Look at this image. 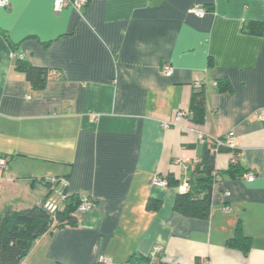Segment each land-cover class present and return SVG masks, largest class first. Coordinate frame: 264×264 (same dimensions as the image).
<instances>
[{
    "label": "crops",
    "instance_id": "0c3cea01",
    "mask_svg": "<svg viewBox=\"0 0 264 264\" xmlns=\"http://www.w3.org/2000/svg\"><path fill=\"white\" fill-rule=\"evenodd\" d=\"M196 5L204 16L190 11ZM248 21L264 22V0L0 6V214L41 204L43 178L67 177L69 194L95 202L75 212V225L38 237L22 264H130L157 244L166 264H264V30H244ZM18 54L46 70L43 88L17 68ZM196 90L202 123L190 110ZM180 109L189 112L181 126L162 125ZM231 130L237 154L216 155L210 216L184 215L175 198L202 155L198 133ZM233 157L241 176L226 172ZM156 174L180 184L154 185ZM239 224L251 237L247 255L228 245Z\"/></svg>",
    "mask_w": 264,
    "mask_h": 264
},
{
    "label": "trees",
    "instance_id": "16d2710c",
    "mask_svg": "<svg viewBox=\"0 0 264 264\" xmlns=\"http://www.w3.org/2000/svg\"><path fill=\"white\" fill-rule=\"evenodd\" d=\"M244 30L262 32L264 22L248 21L243 26ZM17 59V68L25 71L27 78L34 87L40 89L45 86L46 70L44 68L28 65ZM222 86L221 89H224ZM190 110L192 119L196 122H204L206 112V100L203 90H196L192 93ZM203 152L195 163L189 175V189L176 195L174 208L184 215L207 218L210 216L212 205V190L216 182V153L206 144H203ZM231 148L221 147L220 151H231ZM237 154V150H234ZM243 168L238 161L231 162L226 172L233 176L243 175ZM167 185H179L180 180L172 174L163 176ZM48 187V194L41 204H35L22 209H9L0 214V264H22V260L31 251L36 239L46 231L55 228H63L66 225H75L78 219L75 212L80 204V197L69 194L68 186L63 189L67 196L62 206L51 213L44 207V202L53 193L55 186L47 179H41ZM161 202L150 200L148 208H158ZM228 245L240 249L245 255L251 247V237L242 233L239 224L234 237L228 240ZM149 256L133 255L129 258L130 264H151ZM63 264V263H57ZM101 264V263H96ZM103 264V263H102ZM153 264H166L163 259H157Z\"/></svg>",
    "mask_w": 264,
    "mask_h": 264
},
{
    "label": "built area",
    "instance_id": "2783aa9c",
    "mask_svg": "<svg viewBox=\"0 0 264 264\" xmlns=\"http://www.w3.org/2000/svg\"><path fill=\"white\" fill-rule=\"evenodd\" d=\"M88 0H55V8L57 10H60L66 6L73 5L76 8H78L81 12L83 11L84 7L87 5ZM9 4V0H0V6H7ZM190 11L198 16H204L206 13V8L201 5L192 6ZM18 57L20 59H24V56L22 54H18ZM164 71L166 74L170 75L173 73V67L170 64L164 65ZM189 112L183 109L178 110L175 113V116L172 120H163L162 125L165 127H169L171 125L181 126V121L186 119L188 117ZM262 118H264V112L262 113ZM199 138L201 139L203 144H206L213 152L216 153V155L220 152L221 147H228L231 149H235L237 145L236 140V133L235 131L231 130L227 132L226 134L222 136H212L210 134H207L203 131H200ZM232 161L235 162L236 158L233 157ZM7 160L4 156H0V170H3L7 166ZM246 178L250 181L254 180L255 175L253 172H248L246 174ZM51 181L53 182H61L65 186H68L69 180L67 177H55ZM152 183L154 185L159 186H166L167 180L160 174H156L153 177ZM188 185V184H187ZM67 196V193L64 192V190H61L59 192V199H55V197H49L44 202V207L50 211L51 213H55L63 204V201L65 200ZM94 200L89 195H82L80 196V204L78 206L79 211H89L94 207ZM163 254V247L160 244H157L152 249L149 257H150V263L153 264L157 259L161 257ZM103 264H114L113 261L110 258H104L102 261ZM205 264H208V261H205Z\"/></svg>",
    "mask_w": 264,
    "mask_h": 264
},
{
    "label": "rangeland",
    "instance_id": "374dc122",
    "mask_svg": "<svg viewBox=\"0 0 264 264\" xmlns=\"http://www.w3.org/2000/svg\"><path fill=\"white\" fill-rule=\"evenodd\" d=\"M62 188L63 187L61 185H59L58 187H55L52 193V197H55V199H59V192L62 190ZM0 208H2V203H1Z\"/></svg>",
    "mask_w": 264,
    "mask_h": 264
}]
</instances>
